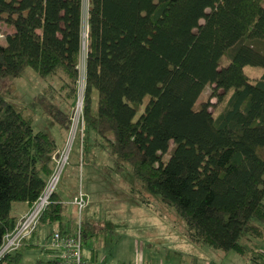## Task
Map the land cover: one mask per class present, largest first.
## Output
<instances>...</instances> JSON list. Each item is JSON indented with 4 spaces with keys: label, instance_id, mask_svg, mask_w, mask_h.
Instances as JSON below:
<instances>
[{
    "label": "trees",
    "instance_id": "trees-1",
    "mask_svg": "<svg viewBox=\"0 0 264 264\" xmlns=\"http://www.w3.org/2000/svg\"><path fill=\"white\" fill-rule=\"evenodd\" d=\"M83 7L84 0H0V23L12 29L0 45V81L31 68L43 79L59 75L77 98ZM85 40L83 161L93 133L92 145L114 160L112 172L130 168L174 208L189 241L264 264V250L242 243L264 240V0H88ZM246 67L263 73L251 78ZM55 117L70 130V114ZM57 150L0 97V250L19 222L13 205L39 201ZM65 209L54 192L38 226L81 234L84 244L86 223L73 229ZM26 241L0 264H19Z\"/></svg>",
    "mask_w": 264,
    "mask_h": 264
},
{
    "label": "rangeland",
    "instance_id": "rangeland-1",
    "mask_svg": "<svg viewBox=\"0 0 264 264\" xmlns=\"http://www.w3.org/2000/svg\"><path fill=\"white\" fill-rule=\"evenodd\" d=\"M87 12L88 0H84L83 30L85 33ZM11 33L10 27L0 23V45H5V37ZM85 38L77 98H72L68 90L63 88L64 83L59 75L43 79L31 68H26L19 79L0 81V97L11 103L26 119L30 120L36 132H44L56 141L58 150L54 156L55 162L59 160L61 154H68L55 192L61 196L65 204V223H70L74 228L82 222L83 225L88 222L94 225L92 231L94 236L83 244L84 256L87 257L91 250L97 249L103 257H107V264H113V261L117 259L127 262L132 260L131 248L136 242H139L141 250L143 243L147 240L161 238L160 230H167L170 226L176 225V232L178 230V233L182 234L187 230V225L176 215L173 207L163 203L159 196L150 193L134 176L130 168L122 174L112 172L114 160L106 152L92 145L95 138L93 133L89 137L91 155L88 154V158L83 161L81 104H83L85 91ZM245 72L251 78H258L263 73V69L246 67ZM211 92L212 88L207 87L196 109L210 96ZM38 98H41V101L44 99V102H40ZM148 99L149 97L145 99L136 119L144 112ZM211 102L216 105L224 103L218 102L217 98L211 99ZM56 110L70 114L72 118L70 130L63 128L57 121ZM212 111H216V107H212ZM172 152L171 145L168 153L163 156L165 162ZM262 155L264 157V151ZM57 168L58 165L55 172ZM81 193L85 194L88 201L82 214L74 205L75 198H78ZM56 228H58L57 225H39L34 239H30L35 247L23 249V258L19 264H38L39 260L47 264L48 261L57 257L56 254L48 251L53 249L51 235ZM245 242H242L243 245H247L249 249L264 250V240H253L246 244ZM2 257L3 255L0 259ZM246 262L248 264V261Z\"/></svg>",
    "mask_w": 264,
    "mask_h": 264
},
{
    "label": "crops",
    "instance_id": "crops-1",
    "mask_svg": "<svg viewBox=\"0 0 264 264\" xmlns=\"http://www.w3.org/2000/svg\"><path fill=\"white\" fill-rule=\"evenodd\" d=\"M30 209L25 203H15L12 207V214L20 220ZM93 226L92 223L88 222V225L86 224L83 227L84 242L94 236L92 232ZM175 226H170L167 230H160L161 238L156 237L155 239L147 240L143 243L141 250L139 242H136L131 248L133 252L132 260L126 262L117 259L113 261V264H247L246 261L251 264L249 260L234 252L224 253L207 246L196 245L188 240L185 232H181L182 234H179L178 230L176 232L177 226ZM72 227L74 229V226ZM36 232L27 239L26 246L28 248L35 246L30 239H34ZM48 251L50 252V249ZM55 251L58 252L57 257L60 256V252L58 250ZM84 257L92 263L107 264V257H103L97 249L91 250L88 256Z\"/></svg>",
    "mask_w": 264,
    "mask_h": 264
},
{
    "label": "built area",
    "instance_id": "built-area-1",
    "mask_svg": "<svg viewBox=\"0 0 264 264\" xmlns=\"http://www.w3.org/2000/svg\"><path fill=\"white\" fill-rule=\"evenodd\" d=\"M81 106H83V104H81ZM67 158L68 154H61L59 160L56 161V166L58 165L57 171L50 179L45 192L34 207L19 220L16 229L11 234L6 236L4 245L0 250V256L3 255L4 257L6 254L17 250L21 243L28 239L36 231L41 214L49 205L51 195L55 192L60 173L67 161ZM87 204L88 201L86 196L82 193L74 200V205L77 206L80 214H82L84 209L87 207ZM51 240L53 249L60 252V257L62 258L64 264H96L84 257L83 239L81 234L77 235V237H63L59 231L56 230L54 231Z\"/></svg>",
    "mask_w": 264,
    "mask_h": 264
},
{
    "label": "water",
    "instance_id": "water-1",
    "mask_svg": "<svg viewBox=\"0 0 264 264\" xmlns=\"http://www.w3.org/2000/svg\"><path fill=\"white\" fill-rule=\"evenodd\" d=\"M85 35H86V33H84L83 37H86Z\"/></svg>",
    "mask_w": 264,
    "mask_h": 264
}]
</instances>
